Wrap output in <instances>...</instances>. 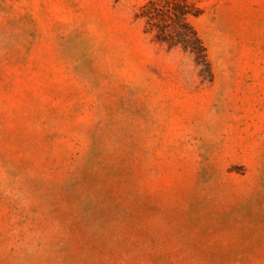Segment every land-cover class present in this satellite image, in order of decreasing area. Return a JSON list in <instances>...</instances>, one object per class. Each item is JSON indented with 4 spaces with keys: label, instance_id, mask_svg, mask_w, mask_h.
Returning <instances> with one entry per match:
<instances>
[{
    "label": "rangeland",
    "instance_id": "374dc122",
    "mask_svg": "<svg viewBox=\"0 0 264 264\" xmlns=\"http://www.w3.org/2000/svg\"><path fill=\"white\" fill-rule=\"evenodd\" d=\"M145 0H0V264H264V0H193L210 73Z\"/></svg>",
    "mask_w": 264,
    "mask_h": 264
},
{
    "label": "trees",
    "instance_id": "16d2710c",
    "mask_svg": "<svg viewBox=\"0 0 264 264\" xmlns=\"http://www.w3.org/2000/svg\"><path fill=\"white\" fill-rule=\"evenodd\" d=\"M199 13L193 0H145L138 17L144 21L146 32L167 50L180 49L193 57L202 75L210 73L206 50L189 17Z\"/></svg>",
    "mask_w": 264,
    "mask_h": 264
}]
</instances>
